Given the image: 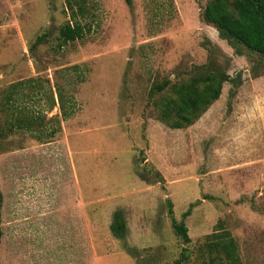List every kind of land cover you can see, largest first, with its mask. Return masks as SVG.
<instances>
[{
  "label": "rangeland",
  "instance_id": "obj_1",
  "mask_svg": "<svg viewBox=\"0 0 264 264\" xmlns=\"http://www.w3.org/2000/svg\"><path fill=\"white\" fill-rule=\"evenodd\" d=\"M85 1L83 36L58 45L66 0H0V263L230 264L206 246L221 227L242 264H264V56L221 39L208 0ZM211 60L240 85L188 127L160 122L151 86ZM32 78L7 130L6 92Z\"/></svg>",
  "mask_w": 264,
  "mask_h": 264
},
{
  "label": "trees",
  "instance_id": "obj_2",
  "mask_svg": "<svg viewBox=\"0 0 264 264\" xmlns=\"http://www.w3.org/2000/svg\"><path fill=\"white\" fill-rule=\"evenodd\" d=\"M66 9L69 12V19L59 26L58 45H64L83 36L84 27L78 17L87 13L86 1L66 0ZM201 18L205 23L213 26L219 37L234 48L237 54L239 48L244 47L264 56V0H208L202 8ZM45 36L46 34L43 33L36 37L32 46L44 40ZM34 80L33 78L26 79L12 84L10 90L6 92L5 103H2V106L7 105L9 114L6 122L7 130L16 127L21 128L23 126L21 124L28 118L21 116L24 107H18L19 110H23L17 114L16 105L12 102L16 99V94L18 95L17 90L26 86L31 87ZM224 82L237 87L240 85L241 76H230L218 63L211 60L197 66L194 72L186 78L180 80L167 78L160 83L153 84L149 89V97L156 108L158 120L170 128L180 129L194 124L219 98ZM231 93H233V89H231ZM65 107V103H59L63 117L67 118L71 114V110L67 112ZM26 122H28L26 127L29 128L30 119ZM3 136L5 134L0 129V137ZM193 204L191 203L188 209L183 212L182 218L189 215ZM1 205L2 194L0 191V238L2 235ZM168 215L174 233L183 243H189L190 237L187 233V227L183 219L178 221L173 216L170 200H168ZM110 229L115 236L123 237L125 235L126 222L121 211L113 212ZM211 236L215 239L212 238L211 240ZM207 239L206 246L214 248L216 252H221L230 264H242L238 256L235 239L228 230L220 227L219 231L207 235ZM185 260L186 256L182 252L181 256L175 259L172 264H183Z\"/></svg>",
  "mask_w": 264,
  "mask_h": 264
},
{
  "label": "crops",
  "instance_id": "obj_3",
  "mask_svg": "<svg viewBox=\"0 0 264 264\" xmlns=\"http://www.w3.org/2000/svg\"><path fill=\"white\" fill-rule=\"evenodd\" d=\"M83 199V198H82ZM83 204V203H82ZM31 258V257H30ZM31 263V262H30Z\"/></svg>",
  "mask_w": 264,
  "mask_h": 264
}]
</instances>
